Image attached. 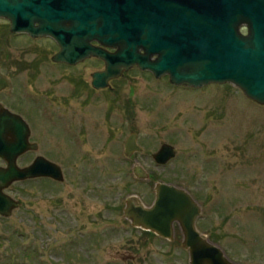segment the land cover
I'll list each match as a JSON object with an SVG mask.
<instances>
[{
  "label": "rangeland",
  "instance_id": "obj_1",
  "mask_svg": "<svg viewBox=\"0 0 264 264\" xmlns=\"http://www.w3.org/2000/svg\"><path fill=\"white\" fill-rule=\"evenodd\" d=\"M57 51L47 38L14 36L0 19V76L8 80L0 104L19 112L33 136L39 131L37 97L60 116L53 119L57 123L42 119L40 128L64 175L61 183L28 180L5 190L21 206L0 217V264H187L179 242L155 236L138 245V233H131L121 211L105 209L122 206L128 194L152 202L159 182L198 199L200 221L206 222L197 225L200 232L230 260L264 264V105L229 83L172 88L133 67L86 104L91 74L102 65L89 59L73 68L59 66L50 60ZM77 79L86 82L83 88H76ZM85 118V143L69 160L63 128L70 122L79 132ZM130 131L143 148L135 159L153 177L151 193L123 154ZM163 143L176 149L165 166L151 158ZM32 158L23 155L17 164ZM220 233L225 237L219 239ZM29 249L33 254L26 257Z\"/></svg>",
  "mask_w": 264,
  "mask_h": 264
},
{
  "label": "water",
  "instance_id": "obj_2",
  "mask_svg": "<svg viewBox=\"0 0 264 264\" xmlns=\"http://www.w3.org/2000/svg\"><path fill=\"white\" fill-rule=\"evenodd\" d=\"M0 19L9 22L11 33L54 40L59 47L51 57L54 63L101 59L104 69L92 74L96 89L136 67L155 77L166 75L176 86L229 83L264 105V0L258 5L253 0H230V5L228 0H0ZM243 23L248 26L246 37L238 31ZM256 44L257 48L251 47ZM154 54L157 58L150 61ZM7 88L8 80L0 76V92ZM29 138L27 122L0 104V159L6 163L0 166L2 218L21 206L5 192L12 184L41 177L63 181L61 168L43 157L27 166L17 164L20 156L35 148ZM141 151L136 133L131 132L124 155ZM175 156V147L163 143L152 159L163 166ZM132 174L149 180L139 163ZM200 215V205L185 189L164 182L155 184L150 207L131 195L123 211L134 227L167 240L173 239L177 223L187 264H239L197 230Z\"/></svg>",
  "mask_w": 264,
  "mask_h": 264
},
{
  "label": "flooded vegetation",
  "instance_id": "obj_3",
  "mask_svg": "<svg viewBox=\"0 0 264 264\" xmlns=\"http://www.w3.org/2000/svg\"><path fill=\"white\" fill-rule=\"evenodd\" d=\"M229 1V5H230V0H228ZM254 2H255V4H260V2H261V0H253ZM2 20H4L6 23H8V26H9V22L7 21V20H5V19H2ZM238 31H239V34L241 35V36H243V37H246L247 35H248V26H247V24L246 23H243V24H241L240 26H239V28H238ZM14 36L15 35H19V34H14V33H12ZM21 35H25V34H21ZM28 36V35H27ZM29 37V36H28ZM30 38V37H29ZM47 39H49V40H51L55 45H56V47L58 48V51H59V47L57 46V44L55 43V41L54 40H52L51 38H47ZM92 45L93 46H100L97 42H92ZM253 45H255V44H253ZM251 47L252 48H257L258 46H257V44H256V46H252L251 45ZM263 47V46H262ZM261 47V48H262ZM107 50L109 51V52H114L116 49H112V48H107ZM57 51V52H58ZM56 52V53H57ZM55 54V53H54ZM53 54V55H54ZM52 55V56H53ZM51 56V57H52ZM157 58V56H156V54H154V55H150V57H149V59H150V61H154L155 59ZM89 59H92V60H94L95 62H97V63H99V65H102V67H100V68H98L96 71H94L92 74H94L95 72H99V71H102L103 69H104V67H105V65H104V62L101 60V59H98V58H94V57H92V58H88V59H84L83 61H80V62H78V63H76V64H74V65H69V64H65V63H55V64H57V65H61V66H65V67H68V68H73V67H77L79 64H81V63H83L84 61H86V60H89ZM50 60H51V58H50ZM52 62V61H51ZM54 63V62H53ZM133 68H136V67H133ZM137 69V68H136ZM129 71V70H128ZM144 73H146V74H148L150 77H152V78H154V79H158V80H163V81H165V80H167V84L169 83V87L171 86L172 88H181V87H184V86H176V85H172L170 82H169V77L168 76H166V75H161L160 77H155V75H154V73L153 72H151L150 70H145L144 71ZM92 74H91V81H90V83H89V86H90V89H91V91L89 90V94H87L86 96H85V98H84V103H88L90 100H95V99H93V97L95 96L96 98H98V96L99 95H96V94H98L99 92H102V91H109V90H111L112 89V87H110L111 86V83L113 82V81H115V80H117L118 78H120V77H122L123 75H124V73H122V75L120 76V77H118V78H115V79H112V80H109L108 82H107V87H105V88H101V89H96V88H94L93 86H92ZM75 84H76V88L78 89H80L81 87L83 88L84 86H85V84H86V82H84V81H81L80 79H77L76 80V82H75ZM83 84H84V86H83ZM210 85H219V84H210ZM224 86H226V84H223ZM80 86V87H79ZM186 88H191V87H187V86H185ZM203 87V86H202ZM192 89H194V88H192ZM88 93V92H87ZM94 94V95H93ZM34 103H33V106H34V110H35V113H36V116L40 119V121H39V127L37 126L36 128H37V133L36 134H34V136L32 135V131H31V129H30V126H29V124H28V121L19 113V112H14V111H12L11 110V108L10 107H6V106H4V107H6L7 109H9L11 112H13V113H15V114H18V115H20L26 122H27V124H28V126H29V129H30V138H29V142H31V143H33V144H35V148H34V150L33 151H27V152H25L23 155H26V154H29V153H31L32 155H33V158H32V160L30 161V162H28L26 165H23V166H27V165H29L31 162H33L35 159H37V158H39V157H43L45 160H47V161H49V162H51V163H54V164H56V165H58L60 168H61V166L59 165V162L57 161V159H58V155H56V156H52V149L48 146V144L47 143H45V142H42V134H41V131H44V130H41V128H40V123H41V120L43 119V120H49V122H54L53 121V119H56V118H59L60 116H56V115H54V111L53 110H51V109H49V110H46V106L48 107V108H50L45 102H44V100L41 98V97H37L36 98V100H34L33 101ZM44 104H46V106H44ZM87 105H83V108L84 107H86ZM53 111V112H51V111ZM109 113H110V109H108V113H107V116L109 117ZM68 121H71L72 120V117H68V118H66ZM87 119L85 118V119H83L82 120V122H81V124L83 123L84 124V126H82V128H81V130H79V132H76L77 131V129H75V126L74 127H72L71 125H70V122H68V124L66 125V127H64L63 128V130H64V133H65V136L67 137V146H66V151H67V154H68V158H69V160H70V157H71V153L73 154V153H78V151H79V153H80V151H81V148L83 147V145H84V143H85V140L83 141V139H82V135H83V132L85 133L86 132V124H87ZM59 122V121H58ZM54 123H57V122H54ZM131 132H134V131H130L129 132V134L131 133ZM128 134V135H129ZM127 135V136H128ZM137 135V134H136ZM32 136H33V139H32ZM127 136H126V138H127ZM38 140H37V139ZM125 138V139H126ZM137 140H138V136H137ZM124 143H125V140H124ZM137 144L139 145V143H138V141H137ZM140 146V145H139ZM141 147V146H140ZM142 148V147H141ZM123 149H124V144H123ZM54 153V152H53ZM56 153V152H55ZM54 153V154H55ZM143 153V148H142V151L141 152H139V153H133V154H131L130 155V157H127V159H132L133 160V162H132V164H131V171H132V167L134 166V164L135 163H139L142 167H143V169L149 174V180H139V182H141V183H143V185L144 184H146V189H147V192L148 193H151V190H150V186H149V184L152 182V175L147 171V169L140 163V162H138V161H136V159H135V156L136 155H141ZM124 154V153H123ZM22 155V156H23ZM22 156H20V157H22ZM67 156V155H66ZM125 156V155H124ZM151 158H152V154H151ZM153 160V159H152ZM171 161V160H170ZM169 161V162H170ZM0 162L2 163L0 166H5L6 165V163L2 160V159H0ZM154 162V161H153ZM168 162V163H169ZM155 163V162H154ZM167 163V164H168ZM156 164V163H155ZM157 165V164H156ZM166 165V164H165ZM165 165H163V166H165ZM23 166H20V167H23ZM61 171H62V168H61ZM62 175H63V171H62ZM40 179H43V180H46V181H50V182H52V183H61V182H63L64 181V175H63V181H57V180H54V179H51V178H46V177H41V178H36V179H32V180H40ZM138 180V179H137ZM28 181V180H27ZM86 182H91L90 180H87ZM155 186V185H154ZM175 186V185H174ZM177 187V186H176ZM179 188H182V187H179ZM187 191V190H186ZM189 194H190V196L192 197V199L198 204V205H200L199 204V201H198V199L195 197V196H193L189 191H187ZM131 195H134V196H137L136 194H128V195H126V197L124 198V201H123V204H122V206H120V205H118V206H115V205H113V206H110V205H106L105 206V209L107 208V210H111V211H121V215H122V218H123V220L127 223V225H128V228L132 231L131 233H138V240H137V244L138 245H143V244H145V243H148L150 240H151V238L152 237H155L156 235L155 234H153V233H151V232H149V231H144L143 229H141V228H138V227H134L127 219H125L124 218V216H123V211H124V208H125V203H126V199L129 197V196H131ZM137 197H139V196H137ZM139 199H140V201H141V203L143 204V206L144 207H150L151 205H152V203H153V200H152V202H145V200H143V199H141L140 197H139ZM200 207H201V214H202V212H203V208H202V205H200ZM99 212V211H98ZM98 212L95 214V215H97L98 216V218H100L101 219V217H102V212L101 213H99L98 214ZM200 217H201V215L196 219V222H195V225H196V228H197V230L200 232L201 230H200V228H199V226H197L198 224L200 225V226H202L203 228L205 227V221H200V220H202V219H200ZM98 218H97V220H98ZM224 219H226V217L224 218ZM200 222V223H199ZM217 227V226H216ZM210 230H212V227H210ZM201 233V232H200ZM202 234V233H201ZM204 235V234H203ZM204 236H206V235H204ZM156 237H159V236H156ZM207 237V236H206ZM218 237H219V239H221V238H224L225 237V235H224V233H220L219 235H218ZM159 238H161V239H163L164 241H168V242H171L172 244L173 243H178L179 242V246H180V248H181V250L183 251V252H186L185 250H183L182 249V247H181V239H182V237H181V233H180V228H179V226L177 225V223H173V239L172 240H167V239H165V238H162V237H159ZM208 238V240L209 241H211L210 239H209V237H207ZM212 243H215L214 241H211ZM170 243V244H171ZM215 244H217V243H215ZM187 253V252H186Z\"/></svg>",
  "mask_w": 264,
  "mask_h": 264
},
{
  "label": "trees",
  "instance_id": "obj_4",
  "mask_svg": "<svg viewBox=\"0 0 264 264\" xmlns=\"http://www.w3.org/2000/svg\"><path fill=\"white\" fill-rule=\"evenodd\" d=\"M153 178V177H152ZM28 253H24L26 257H30L33 254V250L30 249L27 251Z\"/></svg>",
  "mask_w": 264,
  "mask_h": 264
}]
</instances>
